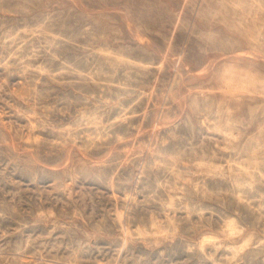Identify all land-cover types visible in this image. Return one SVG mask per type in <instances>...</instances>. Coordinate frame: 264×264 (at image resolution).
Masks as SVG:
<instances>
[{
	"label": "rangeland",
	"instance_id": "1",
	"mask_svg": "<svg viewBox=\"0 0 264 264\" xmlns=\"http://www.w3.org/2000/svg\"><path fill=\"white\" fill-rule=\"evenodd\" d=\"M0 264H264V0H0Z\"/></svg>",
	"mask_w": 264,
	"mask_h": 264
}]
</instances>
